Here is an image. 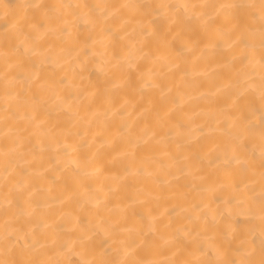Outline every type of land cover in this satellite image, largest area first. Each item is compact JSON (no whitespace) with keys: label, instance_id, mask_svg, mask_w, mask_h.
Instances as JSON below:
<instances>
[{"label":"bare ground","instance_id":"6f19581e","mask_svg":"<svg viewBox=\"0 0 264 264\" xmlns=\"http://www.w3.org/2000/svg\"><path fill=\"white\" fill-rule=\"evenodd\" d=\"M0 264H264V0H0Z\"/></svg>","mask_w":264,"mask_h":264}]
</instances>
